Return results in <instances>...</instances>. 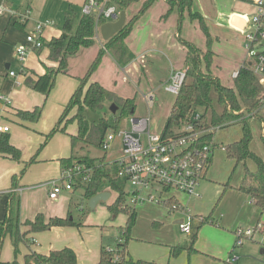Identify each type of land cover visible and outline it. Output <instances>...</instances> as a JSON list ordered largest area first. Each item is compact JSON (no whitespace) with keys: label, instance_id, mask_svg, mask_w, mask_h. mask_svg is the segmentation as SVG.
I'll use <instances>...</instances> for the list:
<instances>
[{"label":"crops","instance_id":"obj_1","mask_svg":"<svg viewBox=\"0 0 264 264\" xmlns=\"http://www.w3.org/2000/svg\"><path fill=\"white\" fill-rule=\"evenodd\" d=\"M84 1L0 0V8L4 7L15 13V15L8 12L0 14V125L8 127V132L0 134V222L9 217L11 207H15L16 204L17 217L21 224L34 220L38 214L45 219L65 218L68 215L71 217L70 197L73 191H63L56 199H50L48 195L50 188L46 184L61 176L63 166L60 161L72 155L70 136L77 132L76 123L66 125L64 121L61 127L65 126V133H54L47 141L46 136L58 123L72 95L79 87L80 79L86 75L96 59H98L97 65L89 75L87 85L96 83L119 98L133 100L135 110L129 118L149 116L152 129L162 132L173 103L163 100L160 102V96H175L167 92L165 86L172 72L185 68L187 49L183 42L192 44L202 52L207 49L206 37L200 29L199 21L190 19L187 11L180 12L177 8H173L166 15L169 10L166 1L154 0L142 14L138 15L143 3L147 1L138 0L125 10L126 23L137 16L130 27L129 34L124 39L132 59L125 65L118 64L110 52L103 47L104 41L99 33V41L95 40L92 46L80 48L74 55L67 57L64 72L55 74L52 90L45 96L35 91L26 81L28 79L32 82L37 81L48 69H56L58 63L50 60L49 50L45 46L30 51L26 61L20 63L14 55L15 47L25 43L26 35L32 32L39 22L48 23L42 29V44L58 38L62 34L65 13L74 12L79 18L82 12L78 15L76 10L82 7ZM196 1L199 4L195 3ZM233 7V3L225 4L222 9L215 12L214 9L211 10L208 5L206 6V3H202V0H192V12L202 17L211 37L210 49L213 53L211 75L217 78L221 85L227 87L233 83L232 74L246 63L244 36L230 24L233 15H241L235 12ZM24 13H27L28 18L24 23H20L16 15ZM10 72H14L15 75L10 76ZM148 95L154 96L151 107H148L144 98ZM2 97L8 99L9 103L4 102ZM35 108H40L41 112L38 120L34 122L22 120L17 115L18 112H31ZM73 114H69L67 120ZM259 115L258 111L254 117L243 118L247 126L249 121H257V119L262 126ZM231 127L239 128L240 135L234 136L232 133L227 137L222 134L219 138L221 133L228 131L227 129ZM149 129L151 130L150 126ZM241 137V120L222 126L212 136L215 150L204 178L199 184V197H189L185 202L184 208L189 211L194 221L198 220L201 224L202 219L193 215L189 207L190 202L203 200V190L207 188H214L219 192V186L226 180H219L221 177L217 175L216 168L220 160L215 157L220 152L225 153L224 146L239 141ZM119 152L120 143L116 157ZM228 160L233 163L232 169L240 163L243 164L244 169H248V164H254L250 160L245 163ZM112 161L106 159L105 163L110 164ZM107 192L109 198L111 194L114 195L113 201L108 204L111 205L117 195L111 191ZM173 193L175 192H170L169 196L178 203ZM246 200L262 215L264 210L261 211L250 198L247 197ZM181 219L182 214L180 218L174 220L173 224L178 226ZM99 228L103 234L105 227L99 226ZM20 230L25 232L27 228L21 227ZM27 239L30 243L29 249L40 254H48L49 251L64 247L70 248L74 251L79 264L76 250L69 245L61 244L48 251H40L34 248L40 245V242L33 237V234L28 235ZM102 245V242H99L97 262ZM20 246L18 255L15 257L11 240L9 236H6L0 250V263L13 264L15 261L22 263L23 256L28 253V247ZM127 253L135 261H144L134 258L128 250ZM149 263L152 264V262ZM187 263L190 264V262Z\"/></svg>","mask_w":264,"mask_h":264},{"label":"trees","instance_id":"obj_2","mask_svg":"<svg viewBox=\"0 0 264 264\" xmlns=\"http://www.w3.org/2000/svg\"><path fill=\"white\" fill-rule=\"evenodd\" d=\"M138 0H111V4L115 5L119 11H125L129 5ZM154 0H147L140 8L138 15L142 14ZM169 7L166 15L173 9L177 8L180 12L187 11L190 19L198 20L200 29L204 33L207 41V49L205 52L194 47L192 44L183 42L187 49L185 60L186 73L182 86L178 94L174 98L169 116L163 127V136H172L180 132L183 125L189 121L195 112H200V122L206 126H226L230 125L240 115L239 113L258 112L264 105L262 96L264 90L258 83L257 77L253 74L248 65H243L237 71V76L233 78L230 87L220 84L217 78H214L210 72L213 53L210 49L211 37L203 22L202 17L192 12V0H165ZM165 15V16H166ZM137 16L133 17L129 22L125 23L123 28L111 39L103 42V47L110 52L112 57L120 65L127 64L132 55L128 51L124 39L130 31V27ZM105 21L99 20V24ZM95 18L90 15H81L79 18L74 12H67L63 19L62 34L55 39L50 40L46 44H42L40 49L45 46L49 50L50 60L57 62L56 69H48L44 76L37 81L27 80L26 83L35 91L47 96L54 85V77L56 73L64 72L66 68V59L68 56L74 55L80 48H88L95 43ZM98 59L90 66L86 75L80 79L77 90L72 95L66 108L56 126L46 136V141L54 133H65V126L61 124L66 119L70 111L75 109L71 118L66 120L67 123H76L77 132L70 136L72 146V155L66 160H61L63 170L76 164H85L92 169L88 181L76 180L73 184V191L81 190L82 198L89 201L91 198L99 194L103 189L108 187L109 191L116 193V198L111 205L107 206V210L113 217L120 213L127 216L125 224L124 237L129 240L131 229L135 223L136 212L133 208H127L125 183L118 178L114 165L103 163H95L92 160H77L74 156V150L77 145L102 150V143L106 135L110 132L119 131V126L126 116H131L135 110L133 100L122 99L115 96L96 83H88V77L95 69ZM202 64L204 70H202ZM87 85V87H86ZM86 87V88H85ZM114 104L117 106V112L110 121L100 119L96 123H90L87 120L86 112L101 111L105 105ZM200 109V111H199ZM202 111V112H201ZM41 109L35 108L31 112H18L17 115L22 120L36 121L40 116ZM237 113V114H236ZM242 121V120H241ZM250 129L246 122L242 121V137L239 141L226 145L223 150L230 160L236 163L252 161L256 166V172L250 173L245 168V174L238 190L246 197L250 198L255 205L264 210V163L250 149L251 142ZM211 138H204V141H210ZM175 201L168 202L165 205L172 210ZM208 223L207 219H202L201 224ZM27 228L25 232L20 231V227ZM77 226L71 219L70 215L65 218H49L38 214L34 220L20 223L17 217V204L11 207L10 215L4 221L0 222V250L6 236H9L16 257L19 252L20 244L28 247V253L23 256V262L13 264H77L76 255L70 248L64 247L59 250L49 251L48 254H40L29 249L28 235L49 231L55 227H72ZM195 236L191 241L194 243ZM127 243L116 244V253L118 260L114 261L113 256L116 253L106 251V246L102 245L99 249V260L96 264H149L142 261L133 260L127 253ZM192 248L190 247V250ZM182 248L172 247L171 255L177 256ZM183 251V250H182ZM1 264V263H0Z\"/></svg>","mask_w":264,"mask_h":264},{"label":"rangeland","instance_id":"obj_3","mask_svg":"<svg viewBox=\"0 0 264 264\" xmlns=\"http://www.w3.org/2000/svg\"><path fill=\"white\" fill-rule=\"evenodd\" d=\"M40 1L43 2V0ZM195 3L199 4L198 1ZM202 3H206V6L208 5L211 10L214 9L215 12L222 9L225 4L233 3L234 11L246 18L255 13L253 5L240 0H202ZM76 11L80 15L82 7ZM260 50L262 48H255L256 52ZM245 57L246 64H249L251 59L248 57L246 50ZM202 70H204L203 64ZM174 97L160 96V102L163 100L167 103H173ZM109 107L110 104H107L101 111H87V120L90 123H96L100 119L110 121L113 114ZM74 112L75 109L70 111L64 121L67 120L69 114ZM259 112L262 126H264V105ZM151 113L153 114V112ZM118 114L119 110L116 112V115ZM239 115L233 122L243 121V117H251L250 114L246 113ZM254 116H256V113ZM129 117L126 116L121 122L120 130L128 129ZM262 126L258 119L257 121L251 120L248 122L252 137L249 149L259 156L264 163V127L262 128ZM150 128L151 134L161 135L162 132L154 131L151 124ZM227 130L221 133L219 138L222 134L227 137L232 133L234 136L240 135V129L237 127H231ZM119 143V140L115 139L107 151L77 145L74 156L77 160L85 158L95 163L100 161L105 163L106 159L112 161L118 153ZM217 155L215 158L220 160L216 168L217 175L221 177L219 180H226L219 186V192L214 188H207L203 190V200L199 202L192 200L190 202L189 207L193 215H197L201 219H207L208 223L200 224L198 220L193 221L192 230L188 236L181 233L178 226L173 224L175 219L180 218L179 211L169 210L164 203H161L162 201L159 203L145 201L135 206L136 219L129 240L126 242L124 234L120 232L125 227L127 216L120 213L113 217L107 210V205L113 201L114 195L111 194L110 198L104 202H98L92 210L89 207V202L82 198L81 190H76L71 193L70 211L72 220L77 226L55 227L50 231L33 234V237L40 242V245L34 246V248L40 251H48L61 244L69 245L76 250L79 264H95L98 257L99 242L116 250L115 238L117 237L120 240L123 239V243H127V250L134 258L144 260L142 262L148 261L146 263L229 264L228 258L231 257L235 260L231 264H264V234L259 235L260 232H264V211L260 215L259 210L251 205L249 201L247 202V197L237 189L241 185L245 174L243 164L240 163L232 169L233 163L227 159L225 153L220 152ZM248 171L250 173L256 172L254 164H248ZM101 189H103L101 192L109 191L108 187H102ZM174 192V197L178 203L185 207V202L189 199V196L178 191ZM153 195L156 194L153 193ZM166 199H168L167 196H161V200ZM258 224L263 226V230L256 232L252 239L245 240L241 246H236V233H244L247 229H255ZM99 226L105 227L103 234H101ZM194 236L193 247L195 250H190ZM20 245L21 248H26L25 245ZM172 247L182 248L183 251L181 250L177 256H173L170 253Z\"/></svg>","mask_w":264,"mask_h":264},{"label":"built area","instance_id":"obj_4","mask_svg":"<svg viewBox=\"0 0 264 264\" xmlns=\"http://www.w3.org/2000/svg\"><path fill=\"white\" fill-rule=\"evenodd\" d=\"M248 2L255 7V13L250 17L240 15L245 25L242 32L244 36V49L251 59L248 65L253 74L257 77L258 83L264 90V0H240ZM14 12L4 7L0 8V14ZM82 15L95 18V40L99 41V20L114 22L118 19L119 10L111 4V0H85L82 5ZM20 23L28 18L27 13L16 15ZM48 23H37L32 32L25 37V43L15 47L14 55L18 62L24 63L30 51L40 49L42 46V29ZM236 29V28H235ZM255 48H262L256 52ZM186 69L172 72L165 90L177 95ZM14 76V72L9 73ZM237 72L232 74V78ZM264 96V92L262 94ZM3 98V97H2ZM148 107L154 103V96L144 97ZM9 103L8 99L3 98ZM264 103V100H263ZM240 112L239 114H241ZM256 112H248L254 117ZM237 114V113H236ZM200 112H195L187 121L180 132L172 136L153 135L150 133V117L129 118L128 129L117 132L110 131L103 140L101 149L107 151L115 139L120 142L119 155L110 163L116 168L117 176L127 186L125 207L135 209L137 204L146 202L168 203L174 201L169 196L170 192L178 191L189 197H199L198 187L208 168L210 159L215 150L212 136L222 126L206 127L200 122ZM248 116V115H247ZM246 118V117H245ZM248 118V117H247ZM8 132V127L0 125V134ZM210 136V141L204 138ZM92 169L85 164H76L63 170L61 176L51 180L49 186V198L56 199L63 191H73V184L76 180L88 181ZM155 193L156 195H153ZM168 196V199L161 200V196ZM176 202V200H175ZM172 210L179 211L182 219L178 222L180 232L189 235L192 230L193 217L189 211L179 203L172 205ZM263 230V226L257 225L255 229H247L244 233L237 232L236 246H241L247 239H252L256 232ZM264 231V230H263ZM120 233H124L122 229ZM115 243H123V239L115 238ZM106 251L116 253L117 249L105 247ZM118 254L113 260H118ZM228 258L229 264L234 262Z\"/></svg>","mask_w":264,"mask_h":264},{"label":"water","instance_id":"obj_5","mask_svg":"<svg viewBox=\"0 0 264 264\" xmlns=\"http://www.w3.org/2000/svg\"><path fill=\"white\" fill-rule=\"evenodd\" d=\"M126 23V14L125 11H119V16L118 19L114 22H105L103 24H101L100 28H99V33L100 36L102 38V40L108 41L109 39H111L113 36H115L125 25ZM230 24L232 27L239 29V30H243L245 22L244 20L237 15H233L230 19ZM117 106H115L114 104H111L109 107V110L111 111V113L114 115L117 112ZM109 198V193L108 192H101L99 194H97L96 196H94L93 198H91L88 202H89V207L90 209H94L95 205L98 202H104Z\"/></svg>","mask_w":264,"mask_h":264}]
</instances>
